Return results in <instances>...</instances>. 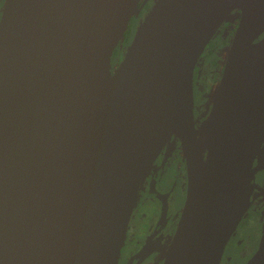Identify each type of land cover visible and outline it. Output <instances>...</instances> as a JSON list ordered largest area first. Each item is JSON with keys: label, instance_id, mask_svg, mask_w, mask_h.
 I'll return each instance as SVG.
<instances>
[{"label": "water", "instance_id": "1", "mask_svg": "<svg viewBox=\"0 0 264 264\" xmlns=\"http://www.w3.org/2000/svg\"><path fill=\"white\" fill-rule=\"evenodd\" d=\"M5 0L0 8V264H119L142 178L176 136L185 203L161 264H221L264 189V0ZM239 23L207 119L194 72ZM132 22L115 73L114 53ZM244 264H264V228Z\"/></svg>", "mask_w": 264, "mask_h": 264}, {"label": "flooded vegetation", "instance_id": "2", "mask_svg": "<svg viewBox=\"0 0 264 264\" xmlns=\"http://www.w3.org/2000/svg\"><path fill=\"white\" fill-rule=\"evenodd\" d=\"M4 1L0 0V8L3 6ZM155 1L148 0L141 9L137 16L133 37L138 26ZM239 15V10H234L230 13L203 54L211 59L213 57L216 60V64L218 63L215 67L216 69H213L216 75L215 85H213L209 93H200L203 73L207 67V58H203L202 55L195 67L193 95L197 128L207 119L212 106L214 87L218 85L225 69L227 53L239 23ZM132 22L133 19L130 21L129 28L125 31L114 53V73L121 63L123 52L125 53L130 44ZM175 160H177L176 168H172L171 165L168 166L174 163ZM254 164L264 165V142L255 158ZM168 171L177 174L176 181L171 179ZM258 176L260 185L255 188L254 194L264 189V168L259 171ZM187 186L188 174L186 160L181 150L180 141L174 135L163 148L158 159L146 171L142 178L135 208L121 249L119 264H161L163 262L182 213L187 194ZM252 208H257V211H259L256 214L264 220V200L262 197L257 198L248 211ZM262 231L255 249L247 259L239 264H244L256 252ZM221 264H230V262H226V259L223 260L222 257Z\"/></svg>", "mask_w": 264, "mask_h": 264}, {"label": "rangeland", "instance_id": "3", "mask_svg": "<svg viewBox=\"0 0 264 264\" xmlns=\"http://www.w3.org/2000/svg\"><path fill=\"white\" fill-rule=\"evenodd\" d=\"M123 56H124V52L122 54V58ZM202 57L205 58L206 56L203 55ZM206 58H207V64H206L207 67L205 68L206 70L203 73V79H202L203 81L201 82V88H200V93L202 94L204 92L209 93L210 89L213 87V85H215L216 75L213 69H216L215 67L218 65V63L216 64V60L213 59V57L212 59L210 57H206ZM211 62L213 63L211 64ZM170 165L172 166V168H176L177 160H175L174 163H171L168 166ZM168 173H169L168 175L171 177L173 181L177 180L176 173L174 174L169 171ZM258 211L257 208L255 209L252 208L250 211H248L245 214L236 232L233 234V236L231 237L225 248L223 254V260L226 259V262H230V264H239L245 259H247V257H249L251 252L255 249L260 233L264 228V220L256 214V212Z\"/></svg>", "mask_w": 264, "mask_h": 264}, {"label": "trees", "instance_id": "4", "mask_svg": "<svg viewBox=\"0 0 264 264\" xmlns=\"http://www.w3.org/2000/svg\"><path fill=\"white\" fill-rule=\"evenodd\" d=\"M213 44V43H212ZM217 53V52H216Z\"/></svg>", "mask_w": 264, "mask_h": 264}]
</instances>
